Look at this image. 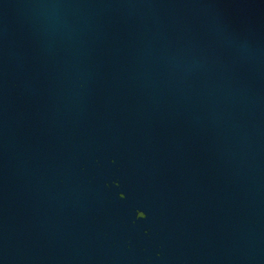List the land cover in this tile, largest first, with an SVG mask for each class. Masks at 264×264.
<instances>
[{"label":"water","instance_id":"95a60500","mask_svg":"<svg viewBox=\"0 0 264 264\" xmlns=\"http://www.w3.org/2000/svg\"><path fill=\"white\" fill-rule=\"evenodd\" d=\"M0 264H264V0H0Z\"/></svg>","mask_w":264,"mask_h":264}]
</instances>
